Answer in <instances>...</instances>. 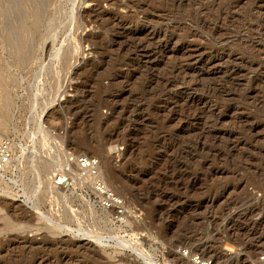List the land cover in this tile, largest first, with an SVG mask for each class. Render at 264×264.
<instances>
[{
  "label": "rangeland",
  "instance_id": "rangeland-1",
  "mask_svg": "<svg viewBox=\"0 0 264 264\" xmlns=\"http://www.w3.org/2000/svg\"><path fill=\"white\" fill-rule=\"evenodd\" d=\"M6 97L15 160L0 178V264H150L121 239L158 264H188L180 248L256 264L264 0H0ZM69 154L99 162L125 214Z\"/></svg>",
  "mask_w": 264,
  "mask_h": 264
},
{
  "label": "bare ground",
  "instance_id": "bare-ground-1",
  "mask_svg": "<svg viewBox=\"0 0 264 264\" xmlns=\"http://www.w3.org/2000/svg\"><path fill=\"white\" fill-rule=\"evenodd\" d=\"M9 12V11H8ZM27 15V14H26ZM62 53V50L60 49L59 51H58V54L60 55ZM57 54V55H58ZM1 104V108H9V99H8V97H6L4 100H3V102L2 103H0ZM41 120V119H40ZM6 124H7V121H5V119L3 120L2 119V117H0V128L1 127H5L6 126ZM3 135H4V133L3 132H1ZM13 144H14V142L12 141V146H11V152H12V158L14 159V157H15V154H14V147H13ZM115 147V146H114ZM113 149H115V148H112V150ZM12 161V160H11ZM98 162V161H97ZM13 163V162H12ZM12 163L10 162L5 168H3L2 170H0V178H2L4 175H3V173L4 172H6L9 168H11L12 167ZM53 161H45V162H41V163H39L38 165H37V169L39 170V171H48V170H50L49 168L51 167V166H53ZM109 163V162H108ZM102 168V167H101ZM95 169H98V174L97 175H94L93 173H90L89 174V176H85L86 178H89V179H91L92 181H93V183H94V190L101 196V197H104V198H106L107 200H108V209H113V210H115V208H124L125 206H124V203H123V201L119 198V197H116V194H114L113 192H111V190L109 189V187H108V185H107V183H106V181L104 180V178H103V176H102V171H101V169H100V164L98 165V166H96L95 167ZM91 170H92V168H91ZM57 172H59V171H57ZM91 172V171H90ZM83 178V177H82ZM99 178L101 179V180H99ZM3 179V178H2ZM67 179V178H66ZM71 179V178H70ZM69 179V180H70ZM57 180H60V182H62V185H59L58 183L59 182H56ZM64 180H65V175L64 174H62L61 172H59V173H57L56 174V177L55 178H53V184H54V186L52 185V188H53V190H57L58 188H63L64 186H66V185H64ZM68 180V179H67ZM97 180H99L98 182L99 183H102V185L101 186H99V187H96V182H97ZM3 181H1V179H0V185H1V183H2ZM45 182V181H44ZM98 183V184H99ZM50 184H52V182L50 183ZM58 195V194H57ZM64 197H65V195H64ZM25 203L26 204H28V205H30V207H32L34 210H36V212L40 215V217H42L43 219H45V220H49V221H52V219L50 218V217H48L47 215H45L40 209H39V207L36 205V203H35V201L32 199V197H28L26 194H25ZM111 204V205H110ZM119 204H121V205H119ZM121 212V211H120ZM121 213H123V214H125L126 213V210H125V208H124V210L121 212ZM122 220H124V219H122ZM125 223H127V224H130V222H129V220L127 221H125ZM60 225V224H59ZM65 227V226H64ZM66 230H68L70 233H72V234H74L76 237H81L82 235L80 234L81 233V230H75V229H72V228H69L68 227V229H66ZM83 233V232H82ZM84 233H86V231L84 232ZM91 234V233H90ZM84 237L85 236H87L88 237V235H87V233L86 234H84L83 235ZM83 237V238H84ZM90 238V237H89ZM104 239V237L101 239V236L100 237H94V240H96L100 245H102V246H108L109 245V243L107 242V241H104L103 240ZM133 240V239H132ZM131 239H121L120 241V246H123L122 248H125L126 250H128V251H131V252H133V253H136L138 256H140V257H142L144 260H148V262H150V264H158L157 263V261L154 259V258H152V257H147V255L146 256H144L143 254H141V252H139V250H141V249H137V247L135 248L134 247V242L132 241ZM118 241V240H117ZM135 241V240H134ZM119 242V241H118ZM183 250H187V249H184V248H181V249H178L177 250V252L179 253L177 256L178 257H180L181 259H183V258H185L187 261H188V264H190V258H189V255H185L184 253H183ZM190 251V254H192L191 252H193V251H191V250H189ZM142 253H143V251H142ZM206 257V256H205ZM224 257V256H223Z\"/></svg>",
  "mask_w": 264,
  "mask_h": 264
},
{
  "label": "built area",
  "instance_id": "built-area-1",
  "mask_svg": "<svg viewBox=\"0 0 264 264\" xmlns=\"http://www.w3.org/2000/svg\"><path fill=\"white\" fill-rule=\"evenodd\" d=\"M12 141L13 140L9 136L5 134L3 135L0 131V170L5 168L10 162L12 163L15 160L12 158V152H11ZM67 160L70 165H77L79 169L82 171L84 176H89L90 173H93L94 175L98 174V169H95V167L99 165V162H97L96 159H91L86 156H75V155L69 154ZM59 172L65 175V180H64V185H65L71 178L72 174L68 170H66L65 172L64 171H59ZM55 177H56V174H54V178ZM99 180L101 179L99 178ZM99 180H97L96 182L97 184L96 187H99L102 185V183L98 182ZM56 182H59L58 184L62 185V182H60V180H57ZM183 253L185 255H189L190 264H214L212 259L202 256L201 254H198L195 252H191L192 254H190V251L188 249L183 250ZM256 264H264V251L259 254L256 260Z\"/></svg>",
  "mask_w": 264,
  "mask_h": 264
}]
</instances>
